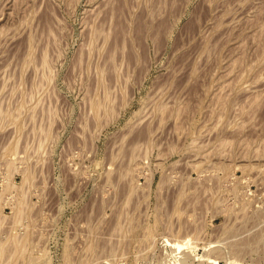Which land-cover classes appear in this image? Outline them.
Here are the masks:
<instances>
[{
  "label": "rangeland",
  "instance_id": "rangeland-1",
  "mask_svg": "<svg viewBox=\"0 0 264 264\" xmlns=\"http://www.w3.org/2000/svg\"><path fill=\"white\" fill-rule=\"evenodd\" d=\"M0 227V264H264V0H0Z\"/></svg>",
  "mask_w": 264,
  "mask_h": 264
},
{
  "label": "bare ground",
  "instance_id": "bare-ground-1",
  "mask_svg": "<svg viewBox=\"0 0 264 264\" xmlns=\"http://www.w3.org/2000/svg\"><path fill=\"white\" fill-rule=\"evenodd\" d=\"M163 5V4H162ZM125 8V7H124ZM117 13V12H116ZM115 22V21H114ZM118 24V23H117ZM142 25V24H141ZM114 26V25H113ZM140 26V25H139ZM142 27V26H141ZM117 28V27H116ZM115 30V29H114ZM139 30V29H138ZM103 31V30H102ZM99 32V31H98ZM141 32V31H140ZM159 34V33H158ZM157 34V35H158ZM100 35V34H99ZM120 35V34H119ZM116 36V35H115ZM118 37V36H117ZM119 38V37H118ZM97 39V38H96ZM99 40V39H98ZM111 43V42H110ZM119 45V44H118ZM206 47V46H205ZM112 48V47H111ZM120 49V48H119ZM121 50V49H120ZM124 50V49H123ZM37 57V56H36ZM43 58V57H42ZM111 59V58H110ZM28 60V59H27ZM36 61V60H35ZM42 65V64H41ZM235 66V65H234ZM233 66V67H234ZM234 70V69H233ZM102 75H103V72H102ZM107 100V99H106ZM222 101V100H221ZM220 105V104H219ZM94 108L95 109H98L99 108V106H101L100 104H99V102L98 103H96V104H94ZM101 108V107H100ZM99 108V109H100ZM18 111V110H17ZM21 111V110H20ZM97 111V110H96ZM164 111V110H163ZM3 112V111H2ZM100 112V111H99ZM106 112V111H105ZM17 113V112H16ZM19 113V112H18ZM19 115V114H18ZM220 116V115H219ZM222 116V115H221ZM222 119V118H221ZM12 153V152H11ZM16 154V153H15ZM11 163V162H10ZM29 177V176H28ZM132 188H134V187H132ZM131 188V189H132ZM130 189V190H131ZM130 194V193H129ZM129 196H131V195H129ZM16 201V200H15ZM15 201H13L12 202V207H13V205H14V202ZM129 203V202H128ZM21 204V203H20ZM23 204V203H22ZM20 207V206H19ZM21 207H22V205H21ZM20 207V208H21ZM23 209V208H22ZM31 209V208H30ZM19 210V209H18ZM18 212V211H17ZM20 213H21V211H19ZM18 214V213H17ZM26 217V216H25ZM16 219H17V217H16ZM1 228V227H0ZM11 232V231H10ZM35 232V231H34ZM10 236V235H9ZM262 236H264V235H262ZM181 238V237H180ZM263 238V237H262ZM28 239V238H27ZM26 239V240H27ZM7 240V239H6ZM20 240V238L17 240V237H15L14 235H12V236H10V238H9V242H10V244H12L11 242H14V244L15 245H17L15 242H18ZM22 240V239H21ZM24 240V239H23ZM22 240V241H23ZM26 240H25V242H26ZM167 242H166V244L168 243V246H170V248H172V252L176 255V259L178 260V264H187V262H186V256H188V257H193L194 256V258L196 259V258H199V260H201V261H203V262H205L206 264H219V263H217V261H215V259L213 260V259H211L209 256H206V254H203V255H196V253H194V251L196 250V249H198V248H195V246L197 247V245H192V240L190 239V238H188V236L186 237V238H183L182 240L181 239H174V240H166ZM260 241V240H259ZM264 241V240H263ZM7 242H8V240H7ZM20 242V241H19ZM18 242V245L20 244ZM2 243V242H1ZM0 243V254L2 255V254H4L5 253V251L7 250L6 249V247H5V245L3 246L2 244ZM4 244V243H3ZM6 244V243H5ZM7 245V244H6ZM14 245V246H15ZM18 245H17V247H18ZM24 245V244H23ZM32 245V244H31ZM12 246H13V244H12ZM20 247V246H19ZM23 247H25V246H23ZM6 249V250H5ZM13 249V248H12ZM11 250V249H10ZM13 251V250H12ZM14 251H15V247H14ZM17 251V250H16ZM171 251V250H170ZM196 252H197V250H196ZM222 252V251H221ZM14 253V252H13ZM169 254V253H168ZM173 256V255H172ZM199 256V257H198ZM15 257V256H14ZM22 257V256H21ZM193 258V259H194ZM10 259V258H9ZM83 259V258H82ZM179 259H181V260H179ZM69 260V259H68ZM4 262V261H3ZM92 262V261H91ZM74 263V262H73ZM84 263V262H83ZM234 264H239V263H235L234 262Z\"/></svg>",
  "mask_w": 264,
  "mask_h": 264
}]
</instances>
